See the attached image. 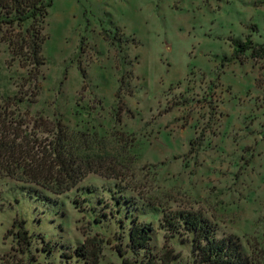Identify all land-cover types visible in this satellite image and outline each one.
Here are the masks:
<instances>
[{"label": "rangeland", "instance_id": "1", "mask_svg": "<svg viewBox=\"0 0 264 264\" xmlns=\"http://www.w3.org/2000/svg\"><path fill=\"white\" fill-rule=\"evenodd\" d=\"M17 32L0 25V121L59 120L115 174L61 194L0 175V264H192L190 242L160 227L183 210L264 264V53L251 55L264 0H53L36 78L8 43ZM134 221L152 228L150 250L130 247Z\"/></svg>", "mask_w": 264, "mask_h": 264}, {"label": "trees", "instance_id": "2", "mask_svg": "<svg viewBox=\"0 0 264 264\" xmlns=\"http://www.w3.org/2000/svg\"><path fill=\"white\" fill-rule=\"evenodd\" d=\"M53 0H0V25L18 28L15 38H8V43L16 49L15 56L26 68L27 75L36 78L39 68L44 63L41 55V44L44 40L43 23L48 8ZM232 51L241 55L252 48L249 39L233 40ZM264 46L252 48L253 57H262ZM82 76L84 71L80 70ZM35 91L25 92V98L37 94L38 84L33 85ZM24 100V95L18 101ZM42 120L33 119L35 125ZM32 122V119H31ZM38 122V123H37ZM55 128L47 130L28 127V122L6 118L0 121V175L16 181L36 185L39 189L54 194L64 193L75 187L87 174L99 173L103 176L115 174L114 169L106 167L108 158L79 152V148L69 138L71 134L55 120ZM30 134H56L55 138L41 139ZM83 134V133H81ZM103 171V172H101ZM110 171V173H109ZM164 237L180 236L190 242L192 264H247L240 243L232 236L216 237L211 223L200 213L192 210L170 212L163 215L160 223ZM151 227L133 222L129 231L130 247L134 250H150L149 240ZM25 236V231L19 232ZM77 254L83 255L80 252ZM145 264H170L169 252L161 256L149 253ZM85 257V255H84ZM92 264L96 263L93 258Z\"/></svg>", "mask_w": 264, "mask_h": 264}]
</instances>
